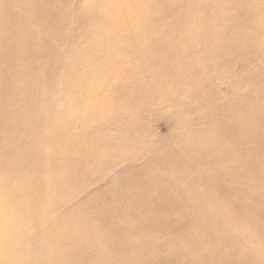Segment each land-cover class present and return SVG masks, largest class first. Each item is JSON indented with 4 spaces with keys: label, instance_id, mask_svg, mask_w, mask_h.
<instances>
[{
    "label": "bare ground",
    "instance_id": "bare-ground-1",
    "mask_svg": "<svg viewBox=\"0 0 264 264\" xmlns=\"http://www.w3.org/2000/svg\"><path fill=\"white\" fill-rule=\"evenodd\" d=\"M251 60L264 70V0H0V264H264V229L250 227L248 213L264 212V88L250 98L255 109H243L240 95L211 107L226 113L202 128L208 134L195 140L194 152L178 157L188 165L180 164L179 180L173 172L143 169L139 159L149 152L130 163L117 149L123 140L108 133L118 121L99 120L89 110L112 109L109 95L121 109L127 104L128 113L134 102L144 104L143 115L150 109L140 101L146 87L173 99L190 79H228L224 72L231 70L262 86L264 75L253 79ZM163 85L173 90L166 93ZM193 94L187 87L181 95ZM158 101L153 107L167 110ZM89 126L107 132L96 135ZM88 134L101 150L112 148L88 158ZM228 141L234 150L220 146ZM112 151L120 158L112 160ZM261 158V165L254 160ZM106 160L121 167L112 170L111 187L94 188L108 166L97 171L91 163ZM218 184L232 198L219 203ZM119 188L126 200L115 196ZM200 191L215 193L212 206L193 209L210 232L164 238L140 232L159 231L152 217L170 207L161 203L184 193L197 198ZM232 206L237 215L224 210ZM138 248L155 255L141 259ZM110 249L119 255L106 261Z\"/></svg>",
    "mask_w": 264,
    "mask_h": 264
},
{
    "label": "rangeland",
    "instance_id": "rangeland-1",
    "mask_svg": "<svg viewBox=\"0 0 264 264\" xmlns=\"http://www.w3.org/2000/svg\"><path fill=\"white\" fill-rule=\"evenodd\" d=\"M6 22L8 24L14 23L13 20H7ZM55 42L56 41H51V43H55ZM55 56H56V54L54 53V55L51 57V61L54 60L53 58ZM256 63L257 62L255 60L254 61L251 60L248 63L249 69L252 72H254V74H255V75L253 74V79H258L260 76L264 75V74H262V73H264V70H261L260 66L258 64H257L258 65L257 66ZM150 68L151 67H148V69H150ZM232 71L233 70H231V74L224 72V76L228 77V79H221L219 77L218 78L212 77L209 80H207L206 78L201 79L202 82H200V80H195L194 78L190 79L191 83H190V81H188L185 84V85H187L188 88H191V90L194 91V94L191 95L190 97H188V96L182 97L183 95H181L182 92L187 87L180 88L179 90H181V91H179L177 89L176 91L178 93H181V94L176 95L173 99H169V97H164L163 99H160L157 97L158 95H156V90L154 88L151 89L150 87H146L144 89V91L147 93V96L141 98L140 101L149 105L150 109H148L146 111V113H144L143 115L141 114L140 110L145 109L144 104L143 105L138 104V107H137V101L134 102L136 107L130 109L131 113L130 112L128 113L127 112V110H128L127 104L123 103V109H124V111H123V109L120 108L122 106V104L117 100H113V97L109 96V95L105 97V99H107V100H105V99L104 100H105V104L108 105L109 107H112V109L105 108L103 110L99 109V111H98V110L94 109L93 107H90L91 109H89V110L94 112V113L96 111V114H100L101 117H99V120L100 119L105 120L107 118L110 120V118H113V120H116V122L118 121L117 123L120 124L121 126L116 124L117 125L116 128H118V129L113 130V128H112L110 130V132L108 130V133L110 134L113 131L112 136H117L118 141H119V138L122 139L123 141L126 140L124 142L121 140L122 142L120 143L119 147H117V149H119L120 150L119 152H121L124 156H126L127 159H129L130 163L134 162V159H131V158L139 156V155H137V153H140V151L144 152V153L149 152L151 154L148 155V159H147L148 161L147 160L144 161V160H142V158L139 159L141 161L140 164L142 165L143 169L146 168L149 171L155 170L158 173H163L162 171L164 170V171H166L165 174H170L173 172V177H176V180H179L178 174L180 173L181 168L183 166H188L187 164H182L183 162L181 160L183 159V155L186 156L187 153L191 154L192 152H194L195 149L193 148L194 147L193 145H196V143H198L196 141L200 140L201 138H203L204 136H206L208 134L207 131H205V130H208L207 129L208 124L210 122H212L213 119L217 120V119H219V117L223 113H226L223 111L218 112V111H215L216 109H213L215 111L214 112L211 109V107H213V106L216 107V105L218 103H221L222 101L232 103L234 101L233 97L240 95L241 99L239 101V104H240V106H243V109H246V108L249 109L251 107L255 109V106L251 102V100H254V99L251 97L254 95V93L256 91L262 90L264 88V87H262V86H264V84L262 86H258L255 83H252L251 81H247L248 75H246V76L240 75V78H239L235 73H232ZM149 73H150V77H151V74L156 73V71H155V69H153ZM233 74L235 76H233ZM230 79H231V81H230ZM213 80H214L215 84H213L214 83ZM209 82H210V84H208ZM189 83H190V85H189ZM152 84H153V82H152ZM158 84H160V83H158ZM158 84H155V85L153 84V85L157 86ZM193 84H195V86ZM207 84L209 85V87L206 86ZM234 84H235V86H234ZM214 85H216V86L214 87ZM198 86H200V87L198 88ZM207 87H208L209 93L206 92ZM211 88H213V89H211ZM199 89H202L201 92L199 91ZM204 89H205V91H204ZM215 89H217L218 93H221V95H219L218 97L212 96V94H213L212 92ZM99 90H100V88H99ZM163 90L167 93L169 90L172 91L173 89H170V88L166 87L165 85H163ZM205 93L207 95H205ZM153 95H154V97L152 99ZM208 97H210V98L208 99ZM250 98H251V100H250ZM157 100H159L158 102L160 103V105L163 107H166L168 111L167 110H160L161 108L155 109L153 107L152 102H157ZM236 103H238V102H236ZM248 104H249V106L250 105L251 106L249 107ZM107 111L109 114L110 113L111 114L109 115L107 113ZM125 112L127 114H132L131 116L133 117V119L131 121L127 120L128 115H126ZM216 113H218V115ZM108 115H109V117H108ZM103 117H105V118H103ZM118 126H120V127L123 126V128L121 129ZM125 127H127L129 129V131ZM202 128H204V129L206 128L204 130L205 132L203 131ZM89 129H90L91 133H94L96 135L99 133H103V131H106V130H103V131L100 130L101 128L95 129V128H92L90 126H89ZM86 130H88V129H84V132ZM130 132L132 133V135H129ZM135 132L137 134H135ZM194 134L198 135L199 137H197ZM200 134H201V136H200ZM134 135L135 136L137 135V136L135 137ZM88 136H89L88 138H86V137L84 138V146L89 148L86 151L88 158H91L90 156H93V157L97 156L98 154L103 153L104 150H106L108 148H112L111 145H109L108 148H104L101 150L97 144H94V142H92V138H90V137H92L93 135L90 136V134H88ZM131 136L132 137L134 136V137L132 138ZM127 138H131V140L127 141ZM134 138H136L138 141ZM136 142L139 143V146L137 145ZM186 145H188L187 147H189L190 145L192 147L190 146L188 149L185 150V148H187ZM179 146L181 148V151L178 150V149H180ZM220 146L223 148L227 147L226 149H230V150H234L236 148L235 143L229 142V141L225 145L223 143H221ZM191 148H193L194 151L191 150ZM189 149H190V151H189ZM251 149L254 150V147L251 146ZM175 150L177 152H180V153H176ZM173 151H174V153H173ZM186 151H188V152L186 153ZM153 152H154V154H153ZM182 152H183V155H182ZM130 153H131V155H134V156H131ZM156 153L158 155L154 156ZM152 154L154 156V159H153ZM179 154H181L182 156ZM259 154H261V153H259ZM118 155H121V154H115V151H112L110 157L112 160H113V157L119 159L120 157ZM159 155L162 156L161 159L158 157ZM165 155L167 157L164 158ZM176 155H178V156H176ZM178 157H182V159L178 158ZM151 160L152 161L154 160L153 162H155V163H153ZM177 160L181 161V162L179 161L180 163L178 162V165L176 163ZM254 160L256 161V163L260 164V162L262 161V158L261 159H254ZM149 161L151 162L150 165H149ZM172 162H173L174 166L169 165L170 163L172 164ZM110 163L111 162H109V160H106L105 163H101V162L96 163V164L91 163L93 165V168H95L97 171H99L103 167V165L108 166L106 169L99 171V172H107L105 174L106 178L99 179V182H97L95 184L94 188L95 187H101V186H106V187L112 186V183H110V179L114 175L112 170L115 171L118 167H121V166L118 164H114V165H111V167H109ZM263 163H264V159H263ZM180 164H182V167ZM131 165L132 164H130V166ZM10 166H12V164L8 163V164H5L3 166V168L9 169ZM164 166H165V168H164ZM127 167H129V166L125 165L124 168L126 169ZM258 167L260 168V166H258ZM238 170L239 169L237 167L235 170V173L237 171V174H239ZM125 172H127V171H125ZM227 175H230V174H227ZM105 179H107V181H105ZM230 179H232V180L237 179L238 181L243 182V179H240L238 177L235 178L232 176ZM219 181H224V177H221L219 179ZM163 182H166V180H164ZM146 183H148V181ZM120 184H127V183H125L124 181H121ZM151 184H154V183H152V181H151ZM137 185H135V187H130V188H133L132 192L138 191L139 186H137ZM214 185L215 184L213 182V186ZM218 187L220 190L225 189L224 184H218ZM208 188H209V186L207 185V186L203 187V190H206ZM116 190H117V193L115 195L116 197H119L120 199H123V200L127 199V197L125 196V193H124V191H125L124 189L120 190V188H119ZM210 192L212 194H215L212 191H210ZM216 192L219 193L218 191H216ZM221 192H222V190H221ZM211 193L210 194H207L205 192L201 193V191H200L197 195V198L188 196L187 194L184 193V194H182L180 199H178L175 202H171V203L166 202L165 204L161 203V207H162V205L170 206V207H169V210L165 209L164 214L162 212H160V213H158V216L152 217L151 223H153L154 226L157 224H160L159 231L154 232V228L150 227V230L152 232L146 231L145 229H141L140 232L152 233V234L159 236V237H162V238H164V236L166 235L165 234L166 232L182 233V232H190L191 231L193 234L196 235V237L199 234L203 235V234L210 232L209 226L204 225V227H203V223L199 222V220L196 218V216L194 215L195 212L193 211V209L200 210L201 207H203V206H212V204H213L212 199H214V196ZM225 193H228V192L226 191ZM225 193H223L222 195H217L219 197L224 198L223 200H220V201L218 199L219 203H223L227 199L229 200L228 196H230V198H232V196L230 194H225ZM210 195H211V197H210ZM161 207H159V208H161ZM227 208H224V210H230L232 208L233 213L236 215L238 214L236 209H235V206L227 207ZM122 212H125V209H123ZM248 213L250 215V219L254 221V223L250 224L249 226L252 227L253 229H257V228H259V229L263 228L264 229V212L260 211V210L259 211L248 210ZM160 214H162V216ZM163 217L165 218V221L161 222V219ZM92 218L95 219L94 217H92ZM259 240H260V238L256 237V238L252 239V242H256V241L259 242ZM139 246H141V245L139 244ZM183 249L186 250L187 247L185 246ZM109 251L110 252H108V260H106V261L111 260V255H112V258H115L116 256L119 255V251H117L116 249H110ZM135 255L138 257L141 256V259L146 257L148 259V261H151L152 255L153 256L155 255V251H154V249H152V251H149V254H148V250L145 251L142 248H138V249H136ZM98 263H100V262H98ZM98 263L93 262L92 264H98ZM22 264H36V263L34 261H29V262H24ZM104 264H109V263L106 262Z\"/></svg>",
    "mask_w": 264,
    "mask_h": 264
}]
</instances>
